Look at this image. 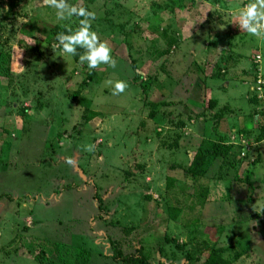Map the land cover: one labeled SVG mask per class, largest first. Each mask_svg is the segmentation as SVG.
<instances>
[{"label": "rangeland", "instance_id": "rangeland-1", "mask_svg": "<svg viewBox=\"0 0 264 264\" xmlns=\"http://www.w3.org/2000/svg\"><path fill=\"white\" fill-rule=\"evenodd\" d=\"M249 2L68 0L96 13L116 60L89 69L52 48L79 17L0 0V264H120L115 246L153 264H202L215 247L229 264H264V39L233 23ZM213 101L219 134L202 116ZM218 142L234 164L189 177Z\"/></svg>", "mask_w": 264, "mask_h": 264}, {"label": "clouds", "instance_id": "clouds-1", "mask_svg": "<svg viewBox=\"0 0 264 264\" xmlns=\"http://www.w3.org/2000/svg\"><path fill=\"white\" fill-rule=\"evenodd\" d=\"M43 4L56 9L58 20L71 19L79 17V26L73 30L68 28L65 32H60L56 36L57 44L52 48L57 47L62 49L63 55L79 56L81 66L86 65L89 69H97L101 65L116 67V60L112 56V49L107 40H101L99 34L92 30V21L96 17L94 11H89L85 7L70 5L68 0H43ZM233 23L244 32L255 36L259 39H264V0H251L242 9L235 14ZM83 49L82 53H78L77 49ZM138 74L139 73L138 70ZM112 85L113 95L124 93L128 84L126 81L117 80L115 82L108 81ZM95 144H90L85 147V151L94 152ZM65 162L69 166H75L76 161L72 157H65Z\"/></svg>", "mask_w": 264, "mask_h": 264}, {"label": "trees", "instance_id": "trees-1", "mask_svg": "<svg viewBox=\"0 0 264 264\" xmlns=\"http://www.w3.org/2000/svg\"><path fill=\"white\" fill-rule=\"evenodd\" d=\"M17 7L16 2H12L10 4V12H13ZM85 8H87L89 11H91L87 6H83ZM172 13V11H171ZM95 20H99V18L97 19L95 17ZM106 21H109L108 19H106ZM167 33L162 32V37L165 38L167 37ZM167 44L169 47V50H171L173 48V46L176 44V40L175 38H169L167 40ZM131 47V44L129 45ZM169 50L161 52L163 53L162 55H167L169 52ZM78 53H82L83 49H77ZM130 52L131 49H130ZM161 53L159 52L158 55H161ZM132 55V53H131ZM73 60L76 63H79V56H72ZM7 62L6 60V56L3 52H0V75L2 74L3 71V64ZM131 68L133 70L137 69V62L134 58H132L131 61ZM212 68V67H211ZM217 69V65H214L213 67V71ZM87 80H93L92 76L90 75ZM141 88L143 90L144 93H146L148 91V87L146 86L145 83L141 84ZM257 99V98H256ZM255 99V100H256ZM217 102H210L209 104V112L206 111L203 113V117L205 118L206 121H211L213 122V132H215L216 134H219V128H220V124L222 121L221 116H219L216 112H215V108H216ZM264 137V132L261 131V134H259L258 138L260 139L259 142L264 141V139L262 138ZM233 150L234 147L232 145H226L222 142H218L217 144H215V146H213L212 149L205 151L203 149H199L197 152L196 157L194 158L191 166L186 170V174L189 175V177L191 178H198L200 176H206L209 172V168H210V162L209 160H212L213 162H220L221 161V165L220 167H223L225 165H233L232 162L230 161L231 159V155L233 154ZM213 166V165H212ZM211 166V167H212ZM177 168V166H175ZM232 169H234L235 167H231ZM234 171V170H232ZM246 183L252 185V181L249 178H246L245 180ZM167 187H171V183H168ZM256 187V186H255ZM3 197H7L8 199H10L8 196H3ZM2 199V197H0ZM103 209L100 208V214H102ZM180 212L177 208H170L169 209V219H171L173 222H177L178 221V216H179ZM105 216L101 215V218H104ZM107 219V218H106ZM105 219V221H106ZM224 254L225 251L223 250L222 247H215L213 249H211L209 255L207 256V258L204 260V262L202 264H229L230 262H228L225 258H224ZM112 260L120 263V264H153L151 263V259L148 253L145 252V249L143 247H138L135 248L134 251L130 252V253H126L124 250H122L120 247L115 246L114 248V252L112 255ZM241 259V257L237 260L239 261ZM189 262L192 260L191 257L189 259ZM234 261V259L232 260V262ZM236 261V262H237ZM236 262H234L233 264H235ZM159 264H165V263H159Z\"/></svg>", "mask_w": 264, "mask_h": 264}]
</instances>
